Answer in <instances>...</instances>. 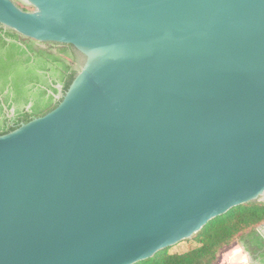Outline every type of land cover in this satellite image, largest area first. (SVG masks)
<instances>
[{"label":"water","instance_id":"obj_1","mask_svg":"<svg viewBox=\"0 0 264 264\" xmlns=\"http://www.w3.org/2000/svg\"><path fill=\"white\" fill-rule=\"evenodd\" d=\"M19 1L0 25L83 62L0 135V264H135L264 203V0Z\"/></svg>","mask_w":264,"mask_h":264},{"label":"trees","instance_id":"obj_2","mask_svg":"<svg viewBox=\"0 0 264 264\" xmlns=\"http://www.w3.org/2000/svg\"><path fill=\"white\" fill-rule=\"evenodd\" d=\"M15 2H17L15 0ZM23 10L31 7L21 6ZM5 28V27H4ZM4 37H0V84H9L13 93V101L26 103L23 87L30 82L38 80L32 74V69L37 67L51 72L55 78L53 83L44 84L51 90L47 93L40 90L32 99L31 113L22 109L17 111L16 120L11 125L0 126V135L7 133L20 123L27 122L34 117L41 116L53 109L62 99L72 79L76 75L82 61L78 63L80 53L71 45L57 42H45L43 46L37 45L35 40L23 37L12 29L6 28ZM77 52H71L69 49ZM78 63L75 67L74 64ZM60 84V97L55 100L54 94L58 91L53 84ZM41 96H47L40 98ZM42 100V101H41ZM264 222V203L249 202L232 207L226 213L218 215L207 222L201 230L191 238L182 240L175 245L166 247L156 252L152 257L135 264H216L222 250L231 243L244 240L247 234H256L257 227ZM189 244L184 251H172L177 244Z\"/></svg>","mask_w":264,"mask_h":264},{"label":"flooded vegetation","instance_id":"obj_3","mask_svg":"<svg viewBox=\"0 0 264 264\" xmlns=\"http://www.w3.org/2000/svg\"><path fill=\"white\" fill-rule=\"evenodd\" d=\"M6 30H7L6 28L0 25V37L1 36L4 37ZM4 38L8 40L6 36ZM35 42L37 45H41V46H43V43H45V42H38V41H35ZM69 50L77 54L75 49L70 48ZM0 51L4 52V48L2 47ZM1 54L2 52H0V55ZM79 56L80 58H79L78 63H80V61H82L83 59L82 54H80ZM78 63H75L74 66L77 67ZM31 69H32V74L36 75L38 80L36 82L32 81L24 85L23 94L25 98H28V101L26 103H23V102L17 103L16 101H13L12 98L14 95L11 91L9 84H4V85L2 83L0 84V126L13 124L14 121L16 120L17 111L24 109L28 111V113H31V106L33 105L32 99L34 98L33 96L39 93L40 90L46 89L47 93H51V90L43 82V80H47V83H53V80H55V78L51 76V72L41 70L37 67L31 68ZM53 85L56 88H58V91L55 92L54 94V99L57 100L61 95V92L59 91L60 84L57 82H54ZM44 96H41L39 94L40 98H44ZM45 97H48L47 94ZM236 242L238 243L240 247L239 252H241L243 256L240 263L245 262L247 264H264V238L259 233L258 235L247 234L244 240H240Z\"/></svg>","mask_w":264,"mask_h":264},{"label":"rangeland","instance_id":"obj_4","mask_svg":"<svg viewBox=\"0 0 264 264\" xmlns=\"http://www.w3.org/2000/svg\"><path fill=\"white\" fill-rule=\"evenodd\" d=\"M17 4L21 7L24 6L19 0H16ZM189 244L183 242L182 244L174 247L172 251H184L188 248ZM240 247L237 242L231 243L228 247L224 248L219 255L217 264H247L245 262L240 263L242 260V254L239 252ZM235 254V255H234ZM238 255L240 257H238Z\"/></svg>","mask_w":264,"mask_h":264},{"label":"bare ground","instance_id":"obj_5","mask_svg":"<svg viewBox=\"0 0 264 264\" xmlns=\"http://www.w3.org/2000/svg\"><path fill=\"white\" fill-rule=\"evenodd\" d=\"M235 255V254H234ZM241 256V255H240ZM239 255H238V257H240ZM243 262V261H242Z\"/></svg>","mask_w":264,"mask_h":264}]
</instances>
